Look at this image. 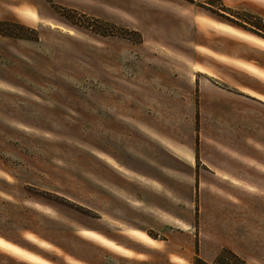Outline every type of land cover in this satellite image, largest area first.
<instances>
[{
  "label": "rangeland",
  "instance_id": "obj_1",
  "mask_svg": "<svg viewBox=\"0 0 264 264\" xmlns=\"http://www.w3.org/2000/svg\"><path fill=\"white\" fill-rule=\"evenodd\" d=\"M41 1L51 23L0 13L27 29L0 35V264L243 258L264 234V0Z\"/></svg>",
  "mask_w": 264,
  "mask_h": 264
},
{
  "label": "crops",
  "instance_id": "obj_2",
  "mask_svg": "<svg viewBox=\"0 0 264 264\" xmlns=\"http://www.w3.org/2000/svg\"><path fill=\"white\" fill-rule=\"evenodd\" d=\"M196 2H200L202 0H195ZM53 3L59 6H63L66 8H72L77 11H81L83 13L92 14L93 12L90 11L91 8H88L85 4H83L82 0H53ZM29 5L30 7L35 8V15L40 19L41 23H49L51 19L41 17L40 10L44 9L45 6L43 5L41 0H12L11 6H21V5ZM49 6L50 4L47 3ZM51 8V6H50ZM5 11V0H0V13ZM52 22V21H51ZM50 22V23H51ZM216 24V23H214ZM212 29L218 31L214 27ZM219 32V31H218ZM259 196H264V192ZM254 194V193H250ZM256 194V193H255ZM263 217L260 218V222H262ZM261 227V225H259ZM258 235H254V241H250V243H246L247 235H245V243L241 244V256L243 259L250 264H264V234L262 235L260 228H258Z\"/></svg>",
  "mask_w": 264,
  "mask_h": 264
},
{
  "label": "trees",
  "instance_id": "obj_3",
  "mask_svg": "<svg viewBox=\"0 0 264 264\" xmlns=\"http://www.w3.org/2000/svg\"><path fill=\"white\" fill-rule=\"evenodd\" d=\"M52 7L59 11L60 13H75V11L72 10H66L64 8L61 7H57L56 5L53 4V2L51 0H47ZM85 17V15H83ZM109 26H112L111 28H115L113 25H110L108 23H105ZM13 29H21V30H27L25 26L20 25V24H16V23H12V22H0V35L3 36H10V37H14L16 34L15 32H12L11 30ZM101 35H105L104 32L102 31H95ZM122 32H125L124 30H122ZM114 36V34H111ZM123 36V35H121ZM141 39V36L140 38ZM195 264H211V263H207L202 259H196ZM212 264H249L247 261H245L243 258L239 257L237 254H235L234 252H232L231 250L225 249L223 250L215 259L214 263Z\"/></svg>",
  "mask_w": 264,
  "mask_h": 264
}]
</instances>
